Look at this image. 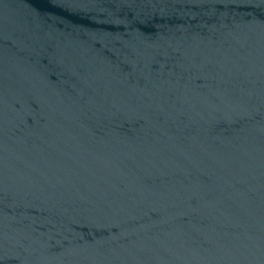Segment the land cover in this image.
<instances>
[{"label": "water", "instance_id": "1", "mask_svg": "<svg viewBox=\"0 0 264 264\" xmlns=\"http://www.w3.org/2000/svg\"><path fill=\"white\" fill-rule=\"evenodd\" d=\"M0 264H264V0H0Z\"/></svg>", "mask_w": 264, "mask_h": 264}]
</instances>
